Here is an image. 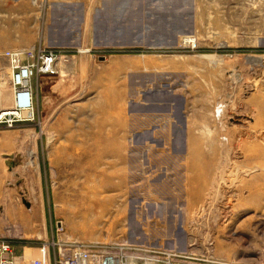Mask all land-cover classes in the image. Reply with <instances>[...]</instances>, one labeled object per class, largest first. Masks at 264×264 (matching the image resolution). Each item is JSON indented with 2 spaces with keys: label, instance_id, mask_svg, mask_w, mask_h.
<instances>
[{
  "label": "rangeland",
  "instance_id": "1",
  "mask_svg": "<svg viewBox=\"0 0 264 264\" xmlns=\"http://www.w3.org/2000/svg\"><path fill=\"white\" fill-rule=\"evenodd\" d=\"M5 51L35 64L33 118L0 124L17 264L71 243L117 264H264V0H0Z\"/></svg>",
  "mask_w": 264,
  "mask_h": 264
},
{
  "label": "built area",
  "instance_id": "2",
  "mask_svg": "<svg viewBox=\"0 0 264 264\" xmlns=\"http://www.w3.org/2000/svg\"><path fill=\"white\" fill-rule=\"evenodd\" d=\"M5 57L9 62V67L11 69V81L14 93V105L10 108L0 109V124L6 127H13L15 124L25 121L27 118H33V112L29 111L24 114V108L29 103L28 90L31 89L29 81L34 75L35 64H25L21 65L20 53L14 51H5L0 54ZM55 55L52 51L44 55V60L42 61V66L39 70L42 73H52L54 67ZM25 69L30 71L28 75V83L23 84L21 81L25 79L24 75ZM32 90V89H31ZM27 91V93H26ZM27 102V105H26ZM55 244V242H54ZM46 244H43L39 248V257H22L23 264H50V250L48 247L47 257L45 253ZM59 254L56 256V264H116L112 262L111 258L108 256H99V251L86 249L83 246H77L73 243L67 244L62 250L58 249ZM14 248L9 243L2 242L0 244V264H16L15 262ZM163 264H205L200 260H187L182 263H175L171 261H166Z\"/></svg>",
  "mask_w": 264,
  "mask_h": 264
},
{
  "label": "bare ground",
  "instance_id": "3",
  "mask_svg": "<svg viewBox=\"0 0 264 264\" xmlns=\"http://www.w3.org/2000/svg\"><path fill=\"white\" fill-rule=\"evenodd\" d=\"M185 41L187 42V40L188 41H190L188 38H187V36L185 37ZM87 51V50H86ZM9 69H10V67H9ZM10 72H11V69H10ZM24 75H26V77H25V79H22L21 78V81H22V83L23 84H26V83H28V75H30V71L28 70V69H25V72H24ZM3 82V81H2ZM3 86H5V83H4V85ZM8 86L6 85V87H4V88H7ZM3 88V89H4ZM5 91L7 92V90L5 89ZM26 93H27V91H26ZM7 94H8V92H7ZM28 95H29V103H28V105H27V102H26V107L24 108V111H23V113L24 114H27L29 111H32L33 110V104H34V101H33V92H32V90L30 89V90H28ZM0 99H1V101L3 100V98L5 97L6 99H7V96H6V93H4V90H2L1 89V91H0ZM6 103V102H5ZM3 104V103H2ZM6 105V104H5ZM7 107V106H6ZM257 142H255V144H256ZM259 143V142H258ZM257 143V144H258ZM252 144V143H251ZM247 145V144H246ZM264 145V144H263ZM262 145V146H263ZM262 146H261V148H262ZM242 147V146H241ZM247 147V146H246ZM243 148V147H242ZM241 148V149H242ZM248 148V147H247ZM254 148V147H253ZM264 148V147H263ZM244 150H245V148H244ZM247 150H249V149H247ZM246 150V151H247ZM253 151V150H252ZM264 151V150H263ZM243 152H245V151H243ZM251 152V151H250ZM261 153V152H260ZM251 155H252V153H250ZM245 156H246V154H244ZM248 155V154H247ZM251 155H249L250 157H253V156H251ZM255 155V154H254ZM261 155V154H260ZM244 156V157H245ZM264 158V157H263ZM259 159H261V158H259ZM252 160H254V159H252ZM263 160V159H262ZM255 161H258V160H255ZM261 161V160H260ZM248 162V161H247ZM251 162H253V161H251ZM259 162V161H258ZM250 163V162H249ZM244 164V163H243ZM257 164V163H256ZM263 164V163H262ZM263 166H264V164H263ZM244 168V167H243ZM249 168H251V167H249ZM262 169V168H261ZM235 171V170H234ZM261 176V174H257V175H255V177H254V175L252 176V178L251 179H249V180H251L250 182H247V187H248V189L250 190H248L249 192H251V196L254 198V197H257L259 194H257V189H256V179H260V177H258V176ZM262 176H264V174L262 173ZM245 178V177H244ZM263 178V177H262ZM220 179H223L222 178V176L220 177ZM264 179V178H263ZM261 180V179H260ZM206 178H204V176H202V177H200V179L198 180V182L200 183V187H198L194 192H192V196L193 197H195L194 199H193V201L194 202H198V200L200 199V195H201V188L203 187V185L204 184H206ZM262 181V180H261ZM264 181V180H263ZM243 182H244V180H243ZM242 182V183H243ZM214 183V182H213ZM216 184H214V185H216L217 187H219V181H217V182H215ZM262 183V182H261ZM264 184V183H263ZM213 185V184H212ZM239 185V184H238ZM244 186V185H243ZM242 186V187H243ZM262 186V185H261ZM213 187V186H212ZM238 187V186H237ZM241 187V186H240ZM247 187H245V188H247ZM236 188V187H235ZM259 188V187H258ZM243 189V188H242ZM241 189V190H242ZM217 190V189H216ZM239 191V190H238ZM259 191V190H258ZM215 194H218V193H216L215 192ZM219 195V194H218ZM222 196V195H221ZM224 196V195H223ZM221 199V198H220ZM214 201V200H213ZM215 203V202H214ZM259 203H260V201H259ZM258 203V204H259ZM246 205V204H245ZM151 206V205H150ZM147 207L148 208H150L148 205H147ZM172 207V206H171ZM174 207V206H173ZM206 207V206H205ZM210 208V207H209ZM169 209V205H157L156 206V208H155V206H153V208L151 207V209H149L150 210V212H152V214L153 215H155V217L156 216H159L160 214H162L163 212H166L167 210ZM204 209H206V208H204ZM65 210H70V208L69 207H65ZM68 211H65V212H68ZM123 212V211H122ZM94 213V212H93ZM117 215H118V213H117ZM117 215H116V217H117ZM84 216V215H83ZM149 216H152V215H149ZM94 217H95V215H93V214H90V216H84L83 218H82V224L84 225L83 227H85V225H90V224H93V220H94ZM126 219H128V221H127V223H126V226L128 227V228H130L131 229V235H132V229L134 228V224H133V220L131 219V217L130 218H126ZM69 223H71V222H69ZM77 222H74L73 221V225H77L76 224ZM15 262H16V260H15ZM17 264V263H16ZM117 264V263H116Z\"/></svg>",
  "mask_w": 264,
  "mask_h": 264
},
{
  "label": "crops",
  "instance_id": "4",
  "mask_svg": "<svg viewBox=\"0 0 264 264\" xmlns=\"http://www.w3.org/2000/svg\"><path fill=\"white\" fill-rule=\"evenodd\" d=\"M6 60L7 59L0 58V80H1V82H0L1 83V85H0V91H1V89L4 90V93H6V96H7V99L5 97L3 98L2 101L0 99V109L10 108V107H12L14 105V102H15L14 94H13V89L11 88V84H10V82H11L10 81L11 80V72H10V69H9L8 62ZM4 83H5V86H3ZM6 85L8 87L7 88H4V87H6ZM5 89L7 90L8 94L5 91Z\"/></svg>",
  "mask_w": 264,
  "mask_h": 264
}]
</instances>
